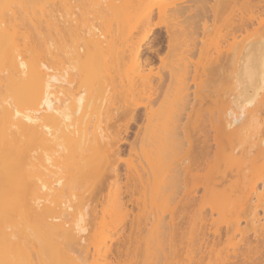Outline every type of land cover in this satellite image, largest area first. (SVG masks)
Returning <instances> with one entry per match:
<instances>
[{
	"label": "bare ground",
	"instance_id": "obj_1",
	"mask_svg": "<svg viewBox=\"0 0 264 264\" xmlns=\"http://www.w3.org/2000/svg\"><path fill=\"white\" fill-rule=\"evenodd\" d=\"M160 1V15L169 13L168 17H173L169 16L175 13L173 3L162 5ZM217 1V11L231 3L226 0L229 2L220 7L223 2ZM233 1L231 5L236 7ZM141 3L0 0V264H90L91 247L93 256L103 259L102 264H122V257L128 254L127 238L121 236L107 243L114 233L124 234L125 228L113 226L106 237H99V232L88 233L86 218L88 203L102 187H110L122 176L116 159L132 123L138 125L135 141L141 138L137 115L140 107L145 108L144 120L149 129L154 102L149 89L159 91L166 81L161 77L154 82V72L147 70L152 60L143 57L145 50H158L151 41L154 29L165 27L169 48L177 38L169 22L151 24L157 7L152 4L142 21L143 39L149 40L148 44L137 49L127 45L118 52L115 40L101 25L106 20L124 23L140 15ZM237 7L240 14L226 24L224 33L211 24L212 30H218L217 36L214 31L212 35L208 30L211 26L204 25V31H209L208 38L202 39L208 42V48L206 44L199 46L207 51L205 60L209 64H204V92L200 96L195 92L197 97L195 94L190 98L186 81L190 58L178 54L174 87L179 97L162 105L155 135L141 139L150 148L142 150L146 163L137 173L147 184L153 183L151 177L155 175L152 180L157 183L158 202L156 230H149V241H155L153 253L157 255L146 250L147 261L157 258L158 264H264V0H250ZM216 8H210L212 16ZM196 47H190L189 53L194 55ZM162 56L160 61L164 60ZM63 58L72 64L68 68L71 73L63 66ZM120 61H131L129 65H135L138 71L137 79L129 76L127 80L129 87L122 96L126 101H122L130 103L122 110L111 111L112 97L116 99L119 94L106 96V102L93 88L64 98L71 90V85L67 90L65 83L75 77L74 70L77 75L85 70L95 78L104 68L118 70ZM189 61L191 69L193 63ZM119 71L110 75L119 76ZM98 81L94 82L97 87L102 84ZM135 92L150 94L149 100L145 98L148 102L134 104ZM100 115L112 118L113 129L101 127ZM95 116H100L96 117L98 124ZM122 117L124 122L118 123ZM128 172L126 178L135 180L129 177L133 170ZM126 186V193L116 195L112 201V210L122 217L147 204L135 196L129 180ZM97 211L95 205L92 214ZM216 214L221 220L215 219ZM242 221L246 225L242 226Z\"/></svg>",
	"mask_w": 264,
	"mask_h": 264
},
{
	"label": "rangeland",
	"instance_id": "obj_2",
	"mask_svg": "<svg viewBox=\"0 0 264 264\" xmlns=\"http://www.w3.org/2000/svg\"><path fill=\"white\" fill-rule=\"evenodd\" d=\"M166 1L173 3V4H171V6H172V10H174V12H175L174 13L175 16L172 15L171 13L169 16H173V17H168L169 13L166 14L167 16L160 15V13L158 12L160 8L157 6L158 3L161 2L160 0H157V1L156 0H142L141 9L139 10L140 15L137 14V16L130 18L129 20H127L124 23L118 24L114 20L113 21L114 24H113V23L109 22V20H106L101 25V28L108 31L110 36L115 40V48L118 52L119 51L122 52L125 48H127V45H132L133 48H135V49L141 48L143 46H146L149 42V40L143 39V30H142V28H143L142 24L143 23H142V21L144 20V14L147 11L148 7L151 6L152 4H154L157 7H155V12H154V16H153L154 18L151 20L152 21L151 24L153 23V25H154V23H156V22H160L163 24L166 22H169V24H171L170 26L172 28L173 33H175L177 35L176 36L177 38L178 37L180 38V40H179V38L178 39L172 38L174 40V41H172L174 46H172V47L170 46V48H171L170 49L168 47L169 44H168V38H167V33H166L165 27L163 28V25H160L154 29V34L151 36V41L153 40V44H154L153 48L154 49L158 48V50H156V52H154V53L152 51L145 50V54L143 55V57L145 58V56H146V58H149V59L151 58L150 60H152L151 61L152 63L150 62V64L147 66V68H149L147 70L150 71V68H151L152 72H154V75H155L154 78H156V80L154 82L159 80V78H161V77L164 78V80L163 79H161V80H163V81L166 80V81H165V83L163 82L164 84L162 83L163 84L162 87L160 85L161 88H159L160 89L159 91L158 90L156 91L155 89H152L153 91H151V89H149L150 92L148 90L145 91V92L148 91L152 96L148 93H145V92H144L145 94L143 92H137V93L135 92V94L132 98L133 103L137 104V103L148 102V101H146V99L148 98V95H150L149 96L150 100L153 97L152 99H154V102H153V104H151L152 105V108H151L152 119H151V122L149 123L150 124L149 129L146 128L147 124L144 120L145 108L140 107V108H138L137 115H138V121H139L138 123L142 125V129H141L140 135H139V137L141 136V138H139V140L137 139V142L135 141V136H136L135 133L138 130V125L135 123H132L128 134L124 135V137H125L124 139L126 141L121 142L120 148L122 151L117 156V159H116V161L118 162L119 169L122 172V176L119 179H117L116 183H113L110 187H108L107 185L104 186V188L102 187L100 189V192H98V195L96 196V198L88 203L87 211H88L89 215H87V218H86V219H88V224H87L88 233L92 232V233L97 234L96 232H99V234L96 236H99V237L105 236L106 237L108 230L113 226L120 225V226H122V229L125 228L124 234H121V232L114 233V235H112L110 238L107 239L108 244L114 243L121 236H122L121 238L125 237L129 241L130 249L128 250V254L122 257V264H158V262L156 261L157 258H154L151 256L154 259L150 260V261H147V258H146L147 257L146 256V250L151 251V253H153V252L155 253V241H149V238L151 237L149 230L150 229L154 230L156 228L155 224H156V215L158 212V206H157L158 202L155 199V188H156L157 183L155 184L154 183L155 181H153L154 180L153 177L155 175H153V177H151V181L153 183H151V184H147L146 182L143 183L142 179L138 176L137 171L139 173H141L142 172L141 167L143 166L142 163L143 162L146 163L145 161H143L145 158L142 160V157H144L142 150L147 149V147L150 146V145L145 144L146 143L145 139L144 140H141V139H143L145 137L148 138V136H150L149 138H151L152 135H155L156 132H155L154 126L156 125V123H158L157 117H159V113L161 111L160 109L163 107L162 105L166 104L167 100L170 101V99H171V101H172V98L174 99L176 97V95H178L177 97H179L178 89L176 88L177 84H176V79H175V77H177V76H175L176 75L175 72H177V70H175L176 65L174 63V62H176L175 60H177V59H175V58H176V56H178V54H179V56H180V54H182V56L184 54L185 55L187 54L189 56V58H190L189 60H191V65L193 63L194 66L192 65L191 69L189 68V66H190L189 62L190 61L186 58L188 56L184 55L185 59L188 60L187 64L189 65V66H187L188 67L187 71H190L189 75L186 73L189 77L187 75H185V76L191 80L190 81L188 78L186 80L189 82L188 84H189L190 90L189 89L188 90L190 92L189 91L188 92L191 94L190 98H192V99L194 98L193 96L198 92H199V96H200V92L202 94V91H203L202 89L205 88L206 79H207V75L205 74L206 73L205 72V69H206L205 65H207V67L209 65V64H207L208 60L207 61L205 60V59H207L206 58L207 57V54H206L207 51L204 52L203 51L204 49L202 50L199 47L200 43H201V47H205V44H206V49H207L208 48V46H207L208 42H206L204 40V42H206V43H204L202 39L209 34L208 30H210V34H212L211 32L214 31V30H212L213 28H212L211 24H214L213 27L216 26L215 28L220 30L221 34L224 33L227 30V29H225L228 27L227 25H230V21L234 20L233 17H235L236 14L238 15V13L240 14L239 11L236 12V7L238 5H239V8H240V6L243 7L250 0H238V1L235 0V2H238V3H235L233 0H231L230 2L232 3V1H233V3L236 4V7H235V5H233V4L231 5V3H230L231 7L228 4L229 7H226L220 11H217L218 6H219V5L217 6V4L219 3L217 0H174V2H173V0H164V1L162 0V2H164V4H162V3L161 4L165 5ZM222 2L223 3L220 5V7L225 6L224 3L226 2V0L225 1L222 0ZM228 2H226V3H228ZM166 4H168V3H166ZM168 5H170V4H168ZM216 6H217V8H216ZM211 7L216 8V10L215 9L214 10L217 12L214 13V16H212L213 15V9L211 10L210 9ZM233 7H235V8H233ZM211 12H212V14H211ZM209 13H210V15H209ZM215 14L218 15V16L216 15L217 18L215 16ZM207 24H208V26H211V27L208 28V26H205L206 28H208V30H205L206 31V33H205L204 25H207ZM83 26H85V25H82V27ZM173 26H174V28H173ZM80 28H81V26H80ZM224 29H225V31H224ZM80 30H78V31H80ZM218 30H217V32H218ZM81 31H84V27L82 28ZM81 31H80V34H81ZM217 32L214 31L216 36H217ZM214 33L212 35H214ZM64 35H66V33ZM83 35H84V32H83ZM218 37H220V36H218ZM207 38H208V36H207ZM214 38H216V37L214 36ZM175 39H177L179 41H177ZM176 41L178 43L175 44ZM196 42H198V43L196 44ZM191 43H194V44H191ZM226 43L227 42L224 43V47H225ZM184 44H185V46L182 47V45H184ZM193 46H195V47L198 46V48L196 47L194 49V51L195 52L197 51L198 53L196 52V53H194V55L191 54L192 52L189 53V51L193 48ZM190 47H191V49L188 50ZM178 49L181 53L178 52ZM185 49H186V51H185ZM187 50H188V52H187ZM200 50L204 52V55H202L203 52H202V54H199ZM212 53L214 56L217 55L215 50ZM161 55H163L162 57L164 60L160 61L159 58ZM200 55H202V59H201ZM65 56H66V53L63 55V57H65ZM166 56L168 57V60H166L167 59ZM64 59L65 58H63V66H67L66 69H68L70 64L68 65L67 64L68 61L66 59L65 60ZM129 62L131 63V61H129ZM129 64H127V63L124 64L123 62L120 61V64L118 67L119 68L118 70H120L119 71L120 74H119V76L114 75V77L115 76L119 77L118 79L116 77L114 79L115 81L118 80L117 82H115L112 79H109V78L113 77V75L112 76L110 75V72H111V74H112V72H117L118 71L117 69H114V71H110V69L107 70V68L106 69L104 68L102 72L97 73V74L100 73L102 77L104 76L103 79L107 78V81L109 80L108 83H107V81L105 82L103 79H100V78H102V77H99L100 74L98 75V77H97V75L95 76V78L96 77L99 78V81H98V79H95L92 76V78L95 79V81L97 80L99 83H102V84H99L98 87L96 85L98 83L95 84L94 83L95 81L90 77L91 76L90 72H86L84 70L83 72L80 73V75H82V77H81L80 75H77L79 73H77L74 70L76 73H74V71H73V74L75 76V77H72L73 81H72V79L71 80L68 79L70 82L65 83V85H68V87H65V86L64 87L67 89L71 85V87H70L71 90L69 91L67 89L69 94H67V95L65 94L64 98H66L68 95L71 96V94L72 95L73 94L79 95L80 93H83V92L87 93L90 91V89L93 88V89H96L99 91V93L102 95L101 97L105 98L106 102H108L106 96L109 95L108 97H110L111 95L116 96V94L117 95L119 94L118 97L117 96L115 97L116 99L113 98L114 96L113 97L111 96L113 99V100L111 99L112 100L111 111L113 113H116L117 109H119L118 111L122 110L123 109L122 106H124V104L126 105V104L130 103V102L125 103L123 101H126V100L122 99V96L124 95V93L126 94L127 87H129V85L127 84L128 83L127 80L129 78V76H132V77L138 76V74H136V73H138L137 69L135 68V70H136L135 71L133 68L135 65L134 66L132 65V67H131L130 65L132 63L130 65ZM71 65H70V67H72ZM198 66L200 67V69ZM129 69L130 70L133 69L134 72H133V70H131L132 72L129 71ZM68 70H69V72L71 71V69H68ZM105 70L108 71V74L111 77H108L109 75L108 76L105 75L106 74ZM112 70H113V68H112ZM199 72L201 73L202 76H200ZM174 73H175V75H174ZM197 73L199 74L198 76H197ZM69 74H67V75L69 76ZM73 74H71V75H73ZM113 74H115V73H113ZM120 75L122 76V78ZM194 75L196 78L194 77ZM135 77H133V78H135ZM201 77H203V78H201ZM68 78H70V77H68ZM123 78L124 79L126 78V79L124 80ZM135 79H137V77ZM172 79H173V81H172ZM174 79H175V82H174ZM110 80H112L115 85L112 82H110ZM125 82L127 85V86L125 85L126 87L123 84ZM118 83H119V85L117 86ZM94 84H95L96 88H94L95 86L93 87ZM112 84L115 86V88L113 87ZM197 84H198V86H197ZM203 84H204V87H203ZM121 85H122V87H120ZM166 86H168V87H166ZM172 86L173 87L176 86V87L172 88ZM99 87H100V89H99ZM112 87L114 89H112ZM116 87L117 88L119 87V88L117 89ZM176 90H177V92H176ZM104 91L107 92L105 94V97L103 96L104 95L103 93H105ZM113 91H114V94H111V93H113ZM116 91H117V93H115ZM128 91H129V88H128ZM197 95L198 94H196V97H197ZM120 96H121V98H120ZM124 96H123V98H124ZM110 98H109V100H110ZM70 99H71V97H70ZM70 99L68 100L69 102H70ZM74 99H75V97H74ZM147 100H149V98ZM151 101H153V100H151ZM100 116H101V119H100L101 121L99 122V119H96V117L99 118ZM100 116H95L96 121L92 120L93 123H94V121H95V124H96V122H97V124L99 122V124H101V127L104 130L105 129L111 130V128L113 129L112 118H106V117H110L109 115L108 116L107 115H100ZM103 116H105V117H103ZM113 116H115V114L113 115L111 113V117H113ZM92 118L94 119V117H92ZM109 119L111 121H109ZM121 119L124 120L123 117L119 118L118 123L122 121ZM123 122L124 121H122V123ZM93 123L91 122V124H93ZM145 128H146V130H145ZM110 130H108V132ZM149 132H150V134H149ZM151 132H153V134ZM134 141H135V144H134V147H132V143ZM148 142H149V140H148ZM143 146L145 148H143ZM142 154H143V156H142ZM141 164H142V166H141ZM130 168L133 170V172L129 175V177L135 178V180H130V179L126 178V172H128V170H131ZM134 171H136V172H134ZM128 173H130V172H128ZM127 180H129L130 186L133 187L135 196L139 197L143 201L145 199L147 201V204L145 205V207H142L141 209L134 208L133 212H130L128 214L126 213L127 215L125 216V214H124V217H122L123 214H121V213L119 214V213L114 212L112 210V201L116 195H118L120 193H123V194L126 193V188H127L126 182H127ZM150 188H152V189H150ZM81 191H83V189H81ZM110 196H111L112 200H110V198H109ZM128 198H129V196H128ZM95 205L97 206L98 211L95 214H92V209ZM131 207L132 206L129 205V208H131ZM103 211H105V212L103 213ZM120 212H122V211H120ZM216 216H217V218H216ZM89 218H91V221H89ZM215 219L221 220V218L217 214L215 215ZM139 223H140L139 227L142 229L140 231L138 230V228H139L138 224ZM242 224H243L242 226H244V225H246V222L242 221ZM132 229H135L136 233L131 234ZM91 240H92V238L89 241H91ZM147 241H149L150 243L147 244ZM155 255H157V254H154V256ZM149 256H150V253H149L148 257ZM108 259H113V258H111V256H108ZM95 262H96V264H102L104 261L100 257L93 256V247H91V250H89L88 263L95 264Z\"/></svg>",
	"mask_w": 264,
	"mask_h": 264
}]
</instances>
